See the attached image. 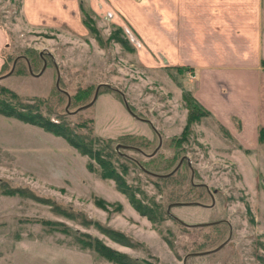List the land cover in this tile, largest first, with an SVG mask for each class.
<instances>
[{
  "label": "rangeland",
  "instance_id": "374dc122",
  "mask_svg": "<svg viewBox=\"0 0 264 264\" xmlns=\"http://www.w3.org/2000/svg\"><path fill=\"white\" fill-rule=\"evenodd\" d=\"M19 11L20 0H0V77L18 58L34 60L27 62L33 75L43 62L45 69L34 77L24 62H15L0 88L24 104L45 100L31 114L56 123L59 116L78 135L86 132L75 126L92 120L89 137L112 141L117 173L119 164L126 167L124 183L159 216H140L112 181L98 176L96 164L62 138L0 115V264H116L92 250V239L146 264H181L183 258L184 264H264L263 144L244 147L209 116L184 131L186 71L142 68L126 29L71 37L27 26ZM96 88L94 103L84 108ZM84 91L85 99L74 101ZM127 137L136 139L133 148L119 140ZM179 162L168 181L135 165L163 176ZM192 203L200 206L169 209L179 222L165 213L169 204ZM219 221L229 228L201 225ZM102 228L126 241H114ZM229 233L218 251L192 256L215 249Z\"/></svg>",
  "mask_w": 264,
  "mask_h": 264
},
{
  "label": "crops",
  "instance_id": "0c3cea01",
  "mask_svg": "<svg viewBox=\"0 0 264 264\" xmlns=\"http://www.w3.org/2000/svg\"><path fill=\"white\" fill-rule=\"evenodd\" d=\"M19 12L29 27L77 38L85 18L98 31L126 29L142 68L184 69L208 116L264 154V0H20Z\"/></svg>",
  "mask_w": 264,
  "mask_h": 264
},
{
  "label": "trees",
  "instance_id": "16d2710c",
  "mask_svg": "<svg viewBox=\"0 0 264 264\" xmlns=\"http://www.w3.org/2000/svg\"><path fill=\"white\" fill-rule=\"evenodd\" d=\"M83 25L87 30L91 31L95 29L92 27V22L88 19H84L82 21ZM121 44L124 42L120 41ZM33 61V62H32ZM17 62H24L23 66H25L27 70L28 63L32 66L34 64V60L32 59H21L18 58ZM28 62V63H27ZM173 69V68H172ZM177 72H183L184 69L175 68ZM87 96V91H84L81 95L74 96V101H82ZM84 97V98H83ZM182 99L185 102L187 115H186V125L184 127V131L187 129L188 123L191 121H197L200 117L208 116V113L203 110L197 102L192 98V96L188 93H183ZM45 100H36L35 103L28 105L24 104L17 96L12 94L9 91H6L3 88H0V115L6 117H13L23 123L36 125L42 130L49 132L57 137L62 138L69 146L75 149L78 153L83 156H86L88 159L92 160L97 168H98V176L104 180H110L114 183L115 189L122 195L128 198V202L133 207V209L140 215L147 217L148 219L154 220L156 216H159L158 208L157 209H148L147 206L138 201L130 191V188L124 183L122 176L126 174V167L119 164L118 173L115 167L112 164V157L116 153L111 151V140L108 139H94L90 138L89 135L92 131V120L83 121L84 124H77L75 129L83 128L85 129L86 134L78 135L72 129H69L64 124H61L59 119L61 117L57 116L58 122H53L47 117L37 114H31V110L40 111L42 106L45 105ZM122 143L128 145L133 148L134 141L136 140L134 137L130 138H120ZM127 140V141H124ZM177 142V141H176ZM257 142L264 143V128H258L257 130ZM134 164V163H133ZM137 168L146 175L151 176V173L141 168L138 164H135ZM92 168V167H91ZM93 172V168H92ZM163 177L158 178L159 181H168L170 178ZM174 221V220H173ZM177 222V221H176ZM102 231L106 236L113 239L114 241L124 243L126 240L124 237L115 231H112L108 228H102ZM93 248L92 250L97 253L99 256L111 260L116 264H146L143 262H137L136 260H131L122 254H118L105 248L100 245L96 240L92 239Z\"/></svg>",
  "mask_w": 264,
  "mask_h": 264
},
{
  "label": "water",
  "instance_id": "95a60500",
  "mask_svg": "<svg viewBox=\"0 0 264 264\" xmlns=\"http://www.w3.org/2000/svg\"><path fill=\"white\" fill-rule=\"evenodd\" d=\"M16 60H17V59H15V60L12 62V65H11V69H10V71H9L5 76L0 77V79H1V78H5V77H7V76H10L11 72L13 71V68H14V65H15ZM44 69H45V62H43L42 67H41L40 71L38 72V74L33 75V74L30 72L29 68L27 67L28 74L31 75V76H34V77H38V76H40V75L42 74V72H43ZM57 81H58V74L56 73L55 86H57ZM96 97H97V88H96V90L94 91V94H93V96H92L91 101H90L87 105H85L84 108H87V107L91 106V105L94 103ZM67 106H68V102H67L66 107H67ZM126 109H127V106H126ZM127 111L129 112L128 109H127ZM129 113H130V112H129ZM158 142H159V143H158V146H157V147L155 148V150H154L149 156H147V157H150V156H152V155L155 154V152L157 151V149H158V147H159V145H160V141H159V139H158ZM118 147H119V146H116V147H115V150H116ZM179 165H180V162H179V163H178V164H177V165L171 170V172H169V173L166 174V175L159 176V175H153V174H151V176H152V177H155V178L168 177V176L172 175V174L177 170V168L179 167ZM191 178H192V177H190V180H189L190 183H191ZM208 194H209V193H208ZM209 196L211 197L210 194H209ZM190 205L200 206V205L195 204V203H192V204H169V205L166 207V211H165V213H166V215H167L170 219H172V220H174V221H178L175 217H173L172 215L169 214V209L172 208V207H176V206H190ZM178 222H179V221H178ZM222 222L225 223L224 221H219V222H214V223H211V224H202V225H206V226H208V225L218 224V223H222ZM229 239H230V233L228 234L226 240H225L223 243H221L219 246H217L215 249H213V250H211V251H209V252H205V253L192 254V256H199V255H203V254L214 253V252L218 251L219 249H221V248H222V247H223V246L229 241ZM184 261H185V258H183V260H181V264H184Z\"/></svg>",
  "mask_w": 264,
  "mask_h": 264
},
{
  "label": "flooded vegetation",
  "instance_id": "af4514ba",
  "mask_svg": "<svg viewBox=\"0 0 264 264\" xmlns=\"http://www.w3.org/2000/svg\"><path fill=\"white\" fill-rule=\"evenodd\" d=\"M154 175V174H153ZM190 180V179H189ZM190 183V182H189ZM191 184V183H190ZM192 185V184H191ZM209 195V194H208ZM210 197V196H209ZM211 198V197H210ZM214 223V222H213ZM223 223V222H222ZM209 224H211V223H209ZM223 224H225V225H227V223H223ZM202 225V224H201ZM212 225H215V224H212ZM188 227H190V229H195L196 227H194V226H188ZM194 227V228H193ZM227 227L229 228V226L227 225ZM186 259V258H185ZM185 262V261H184Z\"/></svg>",
  "mask_w": 264,
  "mask_h": 264
}]
</instances>
